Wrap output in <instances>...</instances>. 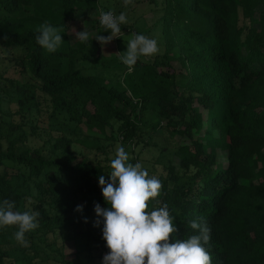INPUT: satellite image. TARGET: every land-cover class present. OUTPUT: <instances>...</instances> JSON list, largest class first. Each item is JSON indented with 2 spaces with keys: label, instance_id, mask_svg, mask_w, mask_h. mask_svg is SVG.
Wrapping results in <instances>:
<instances>
[{
  "label": "trees",
  "instance_id": "1",
  "mask_svg": "<svg viewBox=\"0 0 264 264\" xmlns=\"http://www.w3.org/2000/svg\"><path fill=\"white\" fill-rule=\"evenodd\" d=\"M161 3L164 52L128 67L104 53L112 41L94 38L109 35L99 25L100 0H0V49L30 78L0 74V200L39 212L27 247L15 226L0 228V264L102 263V224L91 217L95 203L108 207L98 177L108 179L119 140L140 154L161 148L145 168L162 184L148 204H167L177 239L198 234L190 221L204 223L212 264H264V0ZM45 22L63 32L54 53L35 40ZM84 27L87 44L75 40ZM131 30L121 25L119 35ZM4 99L18 106L9 119ZM82 125L98 129L84 141L93 158L76 153L66 134L48 139L49 155L30 146L40 131ZM93 233L99 243L83 258L80 244Z\"/></svg>",
  "mask_w": 264,
  "mask_h": 264
},
{
  "label": "clouds",
  "instance_id": "2",
  "mask_svg": "<svg viewBox=\"0 0 264 264\" xmlns=\"http://www.w3.org/2000/svg\"><path fill=\"white\" fill-rule=\"evenodd\" d=\"M122 2L127 7L133 0ZM127 23L123 11L118 15L111 10L101 11L99 25L101 31L109 35L96 34L94 38L103 46L113 38L121 37V25ZM61 33L57 26L45 22L38 27L35 40L42 49L54 53L63 41ZM89 39L85 27L75 31V40L87 44ZM159 51L156 39L134 34L119 60L132 67L141 57H152ZM109 166L108 179L104 175L98 177L108 207H101L100 203L94 205V225L102 224V238L110 250L103 256L102 264H212L210 252L205 247L210 240V229L206 224L190 221V227L198 230V234L177 239L175 217L170 214L167 204L149 209L150 198L160 194L162 184L159 179L149 176L140 162L130 163L123 146L116 148L115 158ZM76 210L82 211L83 206L77 205ZM38 217L37 211L15 210V201L0 200V228L15 226L14 238L21 246H28L26 234L39 227ZM170 234H173L172 242L169 241Z\"/></svg>",
  "mask_w": 264,
  "mask_h": 264
},
{
  "label": "rangeland",
  "instance_id": "3",
  "mask_svg": "<svg viewBox=\"0 0 264 264\" xmlns=\"http://www.w3.org/2000/svg\"><path fill=\"white\" fill-rule=\"evenodd\" d=\"M162 0H133V3L128 5L127 7L124 6L122 0H100L101 3V11H113L115 14H119L120 12H125L126 16L128 18V23L123 26H128L129 28H132L130 32L121 34V37H115L113 38L112 42L107 45L104 49L105 54H110L113 56L115 53L116 55L120 56L123 55V51H126V43L129 39L133 37L134 34H143L147 37L154 38L157 40V42H160L162 39V35H160V28L162 26V21L159 19L160 15L163 13V4L161 3ZM100 11V12H101ZM158 46L160 48V51L158 54H161L164 52V47L160 46L158 43ZM155 56L152 57H145L146 60H152ZM0 74H3L6 79L12 78L14 80H21V81H29L30 78L27 75L19 73L11 64L10 60L7 58L6 53L3 49H0ZM1 86H5V83H0ZM8 90L11 92H14L12 88L8 85ZM2 108L3 111L1 112V115L4 119H9L10 113H12L14 110L18 108V106L14 102H9L7 99L2 100ZM57 126V125H54ZM53 129H48L49 131H40L41 137H34V135L31 136L30 140V146L33 148L40 149V152L46 155L50 154V147H51V141H48L49 138H52L54 136H62L63 134H66L68 137H71L74 140L75 148H73L76 153L81 151H85L88 153L89 158L94 157V153L90 152L86 149V146L84 145V141L86 138H92L94 137L95 133H98V129L96 128H90L87 125L78 126L77 128L73 127L68 130H56L57 127H54ZM66 129V128H65ZM107 134H110V131L107 129ZM162 138H158L155 141L159 143V145L162 144H168V142L163 143ZM101 141H105V139H101ZM113 145L111 147L110 156L112 158H115V152L116 148L118 146H123L125 150L129 154V160H135V162H140L144 168H153L155 166V161L159 156L161 148L155 147L152 149L145 148L144 151L140 154L138 153L139 148L136 146L128 145L122 140L119 141H112ZM7 168V171L9 172H15V168ZM157 168L160 169L159 166ZM3 168H1L2 170ZM149 170V169H146ZM162 168L160 169V171ZM149 176H152L148 171ZM93 221L96 219L94 217H91ZM97 227V226H96ZM98 228V227H97ZM92 237L90 239L82 240L80 244V250H83L84 252L82 254L83 258L88 257L87 248L88 247H95L99 241L96 239V233H93ZM61 246V245H57ZM71 250V249H70ZM68 249V251H70ZM100 251L94 253V256L97 258V260L100 261L99 256ZM34 264H51V261H42V263H34ZM100 264V263H99ZM102 264V263H101Z\"/></svg>",
  "mask_w": 264,
  "mask_h": 264
},
{
  "label": "built area",
  "instance_id": "4",
  "mask_svg": "<svg viewBox=\"0 0 264 264\" xmlns=\"http://www.w3.org/2000/svg\"><path fill=\"white\" fill-rule=\"evenodd\" d=\"M114 14H115V13H114ZM108 251H110V250L105 246L104 249H103L102 252H101V260H102L103 256H104Z\"/></svg>",
  "mask_w": 264,
  "mask_h": 264
}]
</instances>
